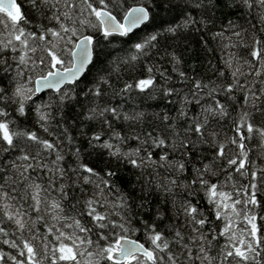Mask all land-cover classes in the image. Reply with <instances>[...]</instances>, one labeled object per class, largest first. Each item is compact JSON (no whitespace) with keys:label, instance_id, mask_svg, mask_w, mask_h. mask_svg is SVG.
I'll use <instances>...</instances> for the list:
<instances>
[{"label":"snow or ice","instance_id":"snow-or-ice-1","mask_svg":"<svg viewBox=\"0 0 264 264\" xmlns=\"http://www.w3.org/2000/svg\"><path fill=\"white\" fill-rule=\"evenodd\" d=\"M262 213L264 0H0V264H264Z\"/></svg>","mask_w":264,"mask_h":264},{"label":"trees","instance_id":"trees-1","mask_svg":"<svg viewBox=\"0 0 264 264\" xmlns=\"http://www.w3.org/2000/svg\"><path fill=\"white\" fill-rule=\"evenodd\" d=\"M18 1V3L20 2V0H17ZM27 5H25V7H26ZM249 19H251V18H249ZM254 22V21H253ZM219 24H220V21L218 20L217 21V27L216 28H214L213 30L214 31H216V30H219ZM193 48H196V49H198V51L196 52V61H195V63H196V72L197 73H199V74H201V75H205V76H207V77H210V76H212L213 75V73L211 72V66L208 64V61L209 60H212L213 61V63H215V64H217V65H219V58H220V56H221V53L219 52V51H216L215 50V45H213L211 42H209V46L210 47H213V49H214V51H213V53L211 54V55H209V54H207V53H205L201 48H200V46L199 45H197L196 43H193ZM244 53H241V55H243ZM193 63V60L192 59H187V64L188 65H191ZM186 70V69H185ZM169 71H170V69H169ZM173 75H175V74H173ZM177 86H180L179 85V82H177ZM117 102H119V98H117ZM137 103H139V101H137ZM150 105H151V107H152V109L153 110H158L159 109V107H164L166 110L167 109H171L172 110V112H174L175 111V108L173 107V105L171 104V103H163V102H154V101H149L148 102ZM194 103V102H193ZM192 107V104H190L189 105V108H191ZM171 114V113H170ZM191 114V113H190ZM93 126L92 125H89V124H87V123H85V128L86 129H91ZM117 127L119 128V127H121V123L119 122V121H117ZM74 134V133H73ZM228 135H231V131H228V133H227ZM255 144V141H253L252 142V144H250L249 145V147H252V152H250V155L253 157V158H255V159H257V162L259 163V158L257 157V155H256V153H257V151H258V149H256L253 145ZM67 159V158H66ZM240 183H245L246 181H244V180H240L239 181ZM202 204H204L205 206H206V201H202L201 202ZM261 215H264V213H262ZM133 237L134 238H142V234L141 233H135L134 235H133Z\"/></svg>","mask_w":264,"mask_h":264},{"label":"water","instance_id":"water-1","mask_svg":"<svg viewBox=\"0 0 264 264\" xmlns=\"http://www.w3.org/2000/svg\"><path fill=\"white\" fill-rule=\"evenodd\" d=\"M18 2V1H17ZM134 238V237H133Z\"/></svg>","mask_w":264,"mask_h":264}]
</instances>
